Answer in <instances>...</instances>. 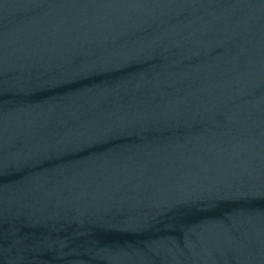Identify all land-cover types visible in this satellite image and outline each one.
<instances>
[{
  "label": "water",
  "instance_id": "obj_1",
  "mask_svg": "<svg viewBox=\"0 0 264 264\" xmlns=\"http://www.w3.org/2000/svg\"><path fill=\"white\" fill-rule=\"evenodd\" d=\"M0 264H264V0H0Z\"/></svg>",
  "mask_w": 264,
  "mask_h": 264
}]
</instances>
